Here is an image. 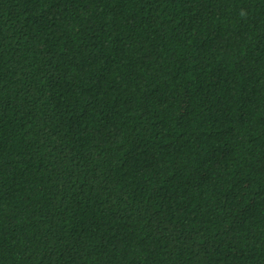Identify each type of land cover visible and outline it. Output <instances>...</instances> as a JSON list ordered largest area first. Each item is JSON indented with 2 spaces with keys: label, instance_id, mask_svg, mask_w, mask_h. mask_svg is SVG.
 I'll return each mask as SVG.
<instances>
[{
  "label": "trees",
  "instance_id": "trees-1",
  "mask_svg": "<svg viewBox=\"0 0 264 264\" xmlns=\"http://www.w3.org/2000/svg\"><path fill=\"white\" fill-rule=\"evenodd\" d=\"M0 264H264V0H0Z\"/></svg>",
  "mask_w": 264,
  "mask_h": 264
}]
</instances>
